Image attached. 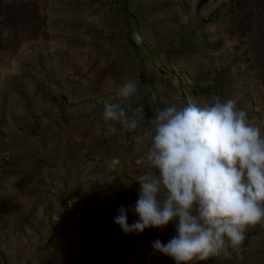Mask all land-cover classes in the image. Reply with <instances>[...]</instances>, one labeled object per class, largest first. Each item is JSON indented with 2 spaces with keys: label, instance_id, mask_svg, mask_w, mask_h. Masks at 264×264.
<instances>
[{
  "label": "crops",
  "instance_id": "0c3cea01",
  "mask_svg": "<svg viewBox=\"0 0 264 264\" xmlns=\"http://www.w3.org/2000/svg\"><path fill=\"white\" fill-rule=\"evenodd\" d=\"M97 1L0 0V153L11 157L0 166V248L17 249L4 243L14 244L20 234L37 233L45 236L33 249L55 248L59 256H66L60 264H137L145 258L153 264H174L155 252L151 242L167 243L176 235L175 222L164 229L125 235L113 219L121 206H135L139 188L135 177L144 170L137 160L148 150L150 138L143 133L155 110L165 100L187 105L194 97L183 102L173 85H138L140 98L133 100L131 108L127 101L124 108L131 114L137 104H143L141 127L131 132L117 125L115 135H105V103H122L119 98L107 101L105 93L117 85H57L55 81L56 75L78 62L77 50L62 56L66 49L60 41L71 36L69 29L91 24L97 4L112 11L121 6V0ZM148 2L153 8L172 3L170 11L176 19L186 11L181 25L190 41H196L205 63L212 57L225 58L226 63L239 57L235 46L240 43L251 59L248 82L200 85L197 102L214 95L227 99L238 92L239 107L252 122L264 125V0ZM132 3L142 9L140 0ZM81 6L88 11L85 16L79 12ZM77 37L72 35L74 40ZM63 58L69 59L67 63ZM50 72L53 80L47 81ZM95 74L105 77L109 69L99 63ZM145 86L151 91L144 93ZM81 154L92 160L81 163ZM24 205L31 208L23 209ZM37 219L45 225L36 227ZM135 220L138 217L129 211L128 222Z\"/></svg>",
  "mask_w": 264,
  "mask_h": 264
},
{
  "label": "clouds",
  "instance_id": "9594fccd",
  "mask_svg": "<svg viewBox=\"0 0 264 264\" xmlns=\"http://www.w3.org/2000/svg\"><path fill=\"white\" fill-rule=\"evenodd\" d=\"M132 38L142 40L138 33ZM150 91L144 87V93ZM117 92L129 108L141 95L135 80L117 85ZM239 96L214 95L187 105L165 100L144 130L150 143L137 160L144 169L135 177L138 198L133 208L121 206L113 222L125 235L175 222L176 235L167 243L151 242L174 264L233 254L243 260L247 230L264 227V125L249 119ZM151 98L157 99L154 92ZM142 113L143 104L129 114L120 104L105 103L104 134L115 135L117 125L135 132ZM129 211L138 217L131 224Z\"/></svg>",
  "mask_w": 264,
  "mask_h": 264
},
{
  "label": "rangeland",
  "instance_id": "374dc122",
  "mask_svg": "<svg viewBox=\"0 0 264 264\" xmlns=\"http://www.w3.org/2000/svg\"><path fill=\"white\" fill-rule=\"evenodd\" d=\"M132 1L121 0L119 10L115 6L114 11L102 9L96 3L91 24L87 22L82 27L78 25L69 29L67 33L71 36L60 41L61 47L66 49L62 56L67 57L70 50H77L79 58L75 67L56 75L57 85H119L128 80H135L138 85H173L183 102L194 97L192 103L198 104L199 94L195 93L200 92V85H245L248 82L251 59L245 56L246 50L242 49L240 43L235 46L240 56L231 58L232 62L230 59L226 63L225 58L212 57L205 63L196 50V41H190L189 34L181 25V17L186 11L182 10L184 13L176 19L171 15L172 3L153 8L148 0H140L142 9L139 10L134 8ZM97 2L100 3V0ZM79 12L83 16L88 14L83 6ZM76 33L78 37L74 40L72 35ZM133 33L142 37L140 43L132 38ZM68 60L66 58L65 63ZM99 63L109 69V75L100 78L95 74V67ZM46 76L47 81L49 78L53 80L52 72ZM117 94V87H113L105 93V97L107 101L119 98L122 101L120 105L124 107L127 101L116 97ZM22 208L31 207L24 205ZM33 209L36 211L38 208ZM49 215L53 216L52 210ZM45 222L37 219L36 227L40 228ZM44 236L37 233L28 236L20 234L14 244L4 243L18 248H0V264H60L66 256H59L55 248L40 252L33 249ZM243 256V260L233 254L231 258L214 257L195 264H264V227L257 225L246 233ZM146 259L150 258L141 259L137 264H153L151 259L150 263Z\"/></svg>",
  "mask_w": 264,
  "mask_h": 264
},
{
  "label": "built area",
  "instance_id": "2783aa9c",
  "mask_svg": "<svg viewBox=\"0 0 264 264\" xmlns=\"http://www.w3.org/2000/svg\"><path fill=\"white\" fill-rule=\"evenodd\" d=\"M213 2H219L220 0H212ZM11 160V157L6 153H0V166L4 163H7ZM79 160L81 163H86L92 160V156L81 154L79 156ZM146 262L150 263V259H146Z\"/></svg>",
  "mask_w": 264,
  "mask_h": 264
}]
</instances>
